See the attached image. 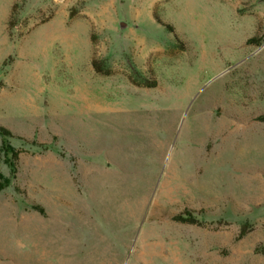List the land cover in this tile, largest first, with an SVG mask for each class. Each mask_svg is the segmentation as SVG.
<instances>
[{"label": "rangeland", "instance_id": "obj_1", "mask_svg": "<svg viewBox=\"0 0 264 264\" xmlns=\"http://www.w3.org/2000/svg\"><path fill=\"white\" fill-rule=\"evenodd\" d=\"M262 118L264 0H0V264H264Z\"/></svg>", "mask_w": 264, "mask_h": 264}, {"label": "trees", "instance_id": "obj_2", "mask_svg": "<svg viewBox=\"0 0 264 264\" xmlns=\"http://www.w3.org/2000/svg\"><path fill=\"white\" fill-rule=\"evenodd\" d=\"M93 66H94V69L96 72H98V73L102 72V69L100 68V66L97 62H94ZM262 121L264 122V118H262ZM0 136H10V135L6 130H4L0 127ZM3 189H4V186L0 184V192ZM175 220L180 221V222H192V221H189L188 219H183L182 217H179V216L175 217Z\"/></svg>", "mask_w": 264, "mask_h": 264}]
</instances>
